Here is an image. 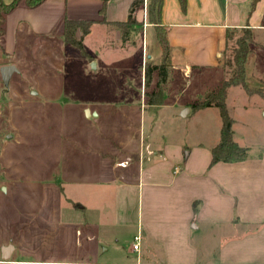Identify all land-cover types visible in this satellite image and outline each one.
Returning a JSON list of instances; mask_svg holds the SVG:
<instances>
[{
    "label": "rangeland",
    "instance_id": "obj_1",
    "mask_svg": "<svg viewBox=\"0 0 264 264\" xmlns=\"http://www.w3.org/2000/svg\"><path fill=\"white\" fill-rule=\"evenodd\" d=\"M96 3L98 10L89 12L101 17V0ZM148 3L143 0L139 22L127 32L106 20L91 23L82 38L83 54L64 43L62 21L48 32H36L22 12L0 39V67L10 63L17 69L6 87L0 76V248L14 247L10 262L0 264H89L133 257L134 196L123 200V210L121 204L122 225L109 224L118 204L112 199L121 196L112 161L134 159L147 143L186 149L216 142L217 108L190 104L216 88L230 68L199 67L187 74L174 69L177 61L170 52L163 58L154 26L148 27L154 38L145 29ZM106 8L107 3L104 14ZM243 29L233 31L228 45ZM250 49L247 87H228L225 103L233 139L253 158L264 152V53L254 44ZM229 54L223 51L222 61ZM159 65L166 79L157 86ZM146 66L151 70L144 87ZM159 91L162 102L149 105ZM84 104L91 108L89 116ZM92 203L108 210L105 238L90 245L84 223Z\"/></svg>",
    "mask_w": 264,
    "mask_h": 264
},
{
    "label": "crops",
    "instance_id": "obj_2",
    "mask_svg": "<svg viewBox=\"0 0 264 264\" xmlns=\"http://www.w3.org/2000/svg\"><path fill=\"white\" fill-rule=\"evenodd\" d=\"M117 1L123 2L122 7L108 0L101 17L89 12L98 10L96 0H44L32 8L21 2L5 16L4 25L7 30L18 12L27 15L36 32H48L64 16L124 21L132 0ZM248 8L249 0H186L184 8L179 0H162L159 19L170 56L177 61L173 68L187 74L192 68L222 67L227 29L248 27L252 44L264 53V0L256 3L249 17ZM152 25L147 22L145 29ZM146 30L154 38L153 29ZM83 108L91 114L87 104ZM220 128L216 142H198L186 149L150 148L147 143L134 159L112 161L110 170L121 196L112 199L118 204L109 224L122 225L121 204L123 210V200L134 196L138 246L131 258L89 264H264V152L253 158L246 153L240 161L211 163L210 150L219 141ZM103 185L111 187L108 182ZM107 210L103 203H92L84 223L88 244L105 238ZM7 245L12 247L7 260H2L0 248L3 263H9L14 252L11 244L1 247Z\"/></svg>",
    "mask_w": 264,
    "mask_h": 264
},
{
    "label": "trees",
    "instance_id": "obj_3",
    "mask_svg": "<svg viewBox=\"0 0 264 264\" xmlns=\"http://www.w3.org/2000/svg\"><path fill=\"white\" fill-rule=\"evenodd\" d=\"M44 0H11L9 2H4L0 0V39L5 34V16L13 11L21 2L27 7H36L40 5ZM108 0H101L102 15H104L105 5ZM186 0H179L182 8L185 6ZM259 0H249V8L247 11V17L253 11L256 3ZM162 0H149L148 3V20L153 24L156 38L161 48V53L163 58L167 57L170 52L168 40L166 37V30L160 25V9ZM143 8V0H132L127 11V17L124 21H114L115 24L123 32H127L130 29H135L138 19L137 14ZM105 21L104 17L101 20H91V19H74L68 18L66 16L62 19V36L65 44L76 48L80 54L84 53V48L82 44V38L89 33L91 23ZM234 29H227L225 33V48L224 51H229L230 54L225 56L224 61H222V67H229V76L224 78L221 83L213 88L208 94L201 100L191 103V108H206L214 106L219 112L221 119V128L218 143L213 146L210 150L211 152V163H216L219 161L223 162H235L240 161L246 156V147L239 145L233 139V129H232V118L228 114L225 98L227 94V89L230 86L241 85L242 87H247L244 81L245 75V61L247 54L250 52V44L253 43L251 31L248 27L243 29L242 34L235 40L233 46L228 45L230 38ZM159 81L157 86L163 83L166 79V70L164 65H159L158 67ZM151 68L148 66L144 67V87L147 85V76L150 73ZM161 92H158V98L150 99L147 103L149 105H156L162 102Z\"/></svg>",
    "mask_w": 264,
    "mask_h": 264
},
{
    "label": "water",
    "instance_id": "obj_4",
    "mask_svg": "<svg viewBox=\"0 0 264 264\" xmlns=\"http://www.w3.org/2000/svg\"><path fill=\"white\" fill-rule=\"evenodd\" d=\"M91 67L95 68V62L94 61H91ZM16 71H17V69H16L14 64L9 63V64H5V65L0 67V76H1V80H2L5 87L8 85V82H9V79H10V76L12 75V73L16 72ZM85 112L87 115H89V111L87 109L85 110ZM182 115H184V114H182ZM11 249H12V247H10L9 245L1 247L2 260L8 259Z\"/></svg>",
    "mask_w": 264,
    "mask_h": 264
},
{
    "label": "built area",
    "instance_id": "obj_5",
    "mask_svg": "<svg viewBox=\"0 0 264 264\" xmlns=\"http://www.w3.org/2000/svg\"><path fill=\"white\" fill-rule=\"evenodd\" d=\"M138 241H139V236L135 235L133 237V242H132V249L136 250L138 246Z\"/></svg>",
    "mask_w": 264,
    "mask_h": 264
}]
</instances>
